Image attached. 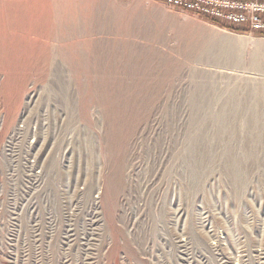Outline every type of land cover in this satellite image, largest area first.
I'll return each instance as SVG.
<instances>
[{"label":"rangeland","instance_id":"obj_1","mask_svg":"<svg viewBox=\"0 0 264 264\" xmlns=\"http://www.w3.org/2000/svg\"><path fill=\"white\" fill-rule=\"evenodd\" d=\"M235 25L0 0V264H85L68 215L95 207L91 264H264V36Z\"/></svg>","mask_w":264,"mask_h":264},{"label":"built area","instance_id":"obj_2","mask_svg":"<svg viewBox=\"0 0 264 264\" xmlns=\"http://www.w3.org/2000/svg\"><path fill=\"white\" fill-rule=\"evenodd\" d=\"M168 4L232 24L264 30V0H166Z\"/></svg>","mask_w":264,"mask_h":264},{"label":"bare ground","instance_id":"obj_3","mask_svg":"<svg viewBox=\"0 0 264 264\" xmlns=\"http://www.w3.org/2000/svg\"><path fill=\"white\" fill-rule=\"evenodd\" d=\"M174 6V5H173ZM228 41L230 42H237V41H241V39L239 38H230L228 39ZM257 44L259 45H264V41L263 40H258L256 41ZM257 62V61H256ZM257 65H260L259 62H257ZM13 117H11L10 120H12ZM16 139V138H15ZM18 141V140H16ZM22 148V147H21ZM15 148L14 147H11L10 148V152H9V155L10 156H14L16 155V157H18V153L14 152ZM20 154V153H19ZM20 156V155H19ZM21 161V160H20ZM33 170L34 171V166L32 165H27L26 168H24V170H27V175L29 173V170ZM10 172V171H9ZM41 175V174H40ZM46 175V174H45ZM30 176H31V180L34 179L36 180L35 181V184L37 186V188L39 187L38 183L40 184L39 182V179L37 178V174H34L33 172H30ZM34 177V178H33ZM12 179H13V176H12ZM14 180V179H13ZM46 180V179H45ZM102 181V180H101ZM89 182V181H88ZM111 182V181H110ZM41 185V184H40ZM69 185V184H68ZM89 185V184H88ZM91 187V186H90ZM89 187V189L91 190V188ZM104 187L102 185L101 182L98 183V185L96 186V189H97V193H98V196L96 198H98V202H96L97 205H100V202L103 200V190H104ZM106 188V187H105ZM110 188V187H109ZM31 189H32V186H31ZM113 190V189H112ZM113 192V191H112ZM111 192V193H112ZM90 193V192H89ZM16 201V200H15ZM32 201V200H31ZM25 199H24V196L22 197V202H20L24 207L26 206L25 205ZM24 203V204H23ZM17 203H15L16 205ZM14 205V207H15ZM89 212V211H88ZM71 214V213H70ZM100 211L97 209V207L93 208V212L91 214V216L89 214H87V212L85 213V215L83 216L84 220H87L86 222L83 223L82 227L84 228V231H81L79 229L78 226H76V224L74 223L75 222V219L71 218V215H68V221L70 222L68 224V227L66 228V233H67V236H66V244L69 245L70 247H73L74 245H78L79 248L78 249H81L83 254H84V257H82L81 259L82 260H86L84 262H86L85 264H91L90 262H88V260H91L94 255V252L91 251V250H95V244L93 243V241L95 240L94 239V236L97 234V232H95L97 230V227H98V224L100 222ZM89 217V218H88ZM51 220V219H50ZM49 220V221H50ZM37 221V220H36ZM89 221L92 222L93 225H91L90 229L87 228V224H89ZM48 222V221H47ZM45 226V225H44ZM41 227V226H40ZM49 227V226H48ZM44 228V227H43ZM54 228V226H53ZM46 229V228H45ZM51 232V231H50ZM53 235V234H52ZM51 235V236H52ZM91 235V238L89 237ZM36 238V237H35ZM74 246V247H75ZM97 259V258H96ZM98 263V262H97Z\"/></svg>","mask_w":264,"mask_h":264},{"label":"trees","instance_id":"obj_4","mask_svg":"<svg viewBox=\"0 0 264 264\" xmlns=\"http://www.w3.org/2000/svg\"><path fill=\"white\" fill-rule=\"evenodd\" d=\"M162 1H165V0H162ZM198 14L200 16H203L205 19L210 20L211 22H213L217 25H220L222 27L229 28L230 30L249 32L248 28L239 27V26H236L235 24H232V23H229L226 21H222L220 19L213 18V17L207 16V15H201V13H198ZM255 34H257L259 36H264V30L257 31Z\"/></svg>","mask_w":264,"mask_h":264}]
</instances>
